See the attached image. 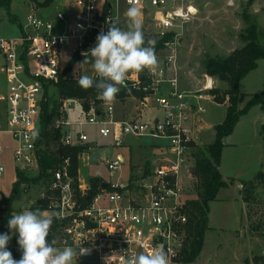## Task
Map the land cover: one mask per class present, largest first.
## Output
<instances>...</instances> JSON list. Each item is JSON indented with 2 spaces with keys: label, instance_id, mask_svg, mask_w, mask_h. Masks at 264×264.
<instances>
[{
  "label": "built area",
  "instance_id": "built-area-1",
  "mask_svg": "<svg viewBox=\"0 0 264 264\" xmlns=\"http://www.w3.org/2000/svg\"><path fill=\"white\" fill-rule=\"evenodd\" d=\"M132 6L141 9L142 21L151 20L155 31L150 36L161 39L174 32L160 50L169 51L162 64L145 72L130 73L127 80L129 91L146 94L144 103L153 98L163 118L118 121L114 119L112 104L101 100L99 104L91 100L87 110L82 108L79 115L72 117L69 111L74 104L83 103L74 99L62 102L54 127L65 147L87 145L90 138L86 128L90 126H95L98 135L111 139L116 147H122L126 136H149L167 144L149 173L125 185L104 183L106 187L84 208L79 206L77 196H84L90 184L78 174H71L70 157L48 171L47 192L42 196L47 205L39 210L61 214L52 225L55 230H50L58 247L80 245L90 250L76 264H124L126 259L150 252L156 245L164 246L170 264H184L189 223L186 191L197 182L193 173L195 138L189 126L192 101L205 97L199 93L202 90L214 100L210 90L215 87L207 79L201 90H180L176 46L178 29L195 19L199 9L193 0H65L53 18L30 14L18 36L0 38V103L5 116V126L0 124V151L2 136L8 134L16 144L15 168L39 171L45 86L59 80L75 54L84 60L83 54L96 45L100 32L108 31L109 23L122 26L127 19L126 10ZM166 83L170 86L168 94L156 95ZM196 111L204 110L198 105ZM33 132L37 135L33 136ZM84 154L85 151L78 154V161ZM123 162L122 155L106 161L110 174L119 170ZM3 172L0 165V174Z\"/></svg>",
  "mask_w": 264,
  "mask_h": 264
},
{
  "label": "rangeland",
  "instance_id": "rangeland-1",
  "mask_svg": "<svg viewBox=\"0 0 264 264\" xmlns=\"http://www.w3.org/2000/svg\"><path fill=\"white\" fill-rule=\"evenodd\" d=\"M44 1L11 0L10 13L4 7H0V38L18 36L21 32L18 23L22 26L26 17L30 14L43 18H53L56 11L64 6L65 0H54L49 5L42 6ZM193 1L199 9V13L195 19L186 23L183 29H178L179 36L177 37L178 44L176 46L178 62L186 69L197 67L201 69V61L206 56L225 57L233 50L241 48L244 43L239 35L246 28L243 18L244 13L255 20L259 29L264 33V0ZM231 2L233 5L230 4ZM11 16L14 17L15 21L11 20ZM127 23L128 20L125 19L121 28L126 29ZM142 30L147 41L150 33L155 31L149 18L142 21ZM262 37V42H264V35ZM168 53L169 51H160L157 56L163 57ZM68 57L69 55H66L65 58ZM202 70H199V72L202 73ZM85 74L95 77L96 74L92 69V64L77 63L71 72L65 73L64 76L79 79ZM221 83H215L217 89L226 90L220 88V86L225 87L227 84ZM239 89L241 93L238 101L239 108L244 107L250 95L264 93V60L259 61L258 69L251 71L245 77ZM55 92L56 89L50 87V95ZM214 101L216 102V100ZM224 103L228 104L227 98ZM110 104L113 106V102ZM72 110L77 111V108L74 107ZM249 112L241 120L239 127L233 134V141L238 144V147L227 150L228 155L234 154L235 156V165L231 163V166H234V172L235 170L239 172L238 177L241 181L254 180L258 172L264 173V152L260 148L257 149L262 138H260L261 126L259 127V124L264 122V107L261 105L255 106ZM156 114L158 118H161L160 111ZM225 114L226 107L224 105L209 104L207 106L208 120H211L210 122L213 124L221 122L220 120L224 119ZM4 123V107L0 103V124L5 126ZM95 131H97L95 126L86 128V132L92 137H94ZM212 132L213 130L203 132L199 141L207 145L211 144L214 141ZM93 144L96 147L90 153L91 159L88 164L84 163L81 167L82 178L87 181L90 177L99 175L107 182L112 181L124 185L129 176V164L123 146L116 147L111 144V139L102 137H99L97 142ZM15 147L16 144L12 138L8 134H4L0 151V165L4 167V172L0 174V234L3 229L5 212V203L1 199L2 196L8 197L11 194L12 186L16 181V168L13 160ZM199 147L204 149L206 145ZM50 149L57 152V146L55 145H52ZM117 153H122L125 162L119 170L111 175L105 160L103 162L99 160L102 157L113 159ZM159 154L160 152L157 153V155ZM22 172H25L30 179L39 175V171L36 170ZM119 175L122 177L121 180H118ZM45 177H42L37 183H23L20 185L18 200L12 205L14 214L26 209L37 210L40 208L39 201L47 192ZM230 181H227V183H230ZM241 181L230 184L232 186L229 185V188L220 190L218 197L226 198L228 204L225 205L217 200L209 203L210 226L212 229L206 232L202 250L191 264H235L237 256H240L241 260L252 257L254 264H264V257L262 256L264 250V185L260 184L258 186L254 200L245 205L241 196L243 189ZM197 189V182L188 186L186 191L187 202L192 199H199ZM244 232L245 236L243 235ZM17 239L18 233L13 234L7 245L8 250L19 248ZM79 261L77 260L76 263Z\"/></svg>",
  "mask_w": 264,
  "mask_h": 264
},
{
  "label": "trees",
  "instance_id": "trees-1",
  "mask_svg": "<svg viewBox=\"0 0 264 264\" xmlns=\"http://www.w3.org/2000/svg\"><path fill=\"white\" fill-rule=\"evenodd\" d=\"M53 1L54 0H45L42 6H47ZM10 3L11 0H0V7H4L8 13H10ZM243 18L246 23V28L239 37L244 45L241 48L233 50L228 56H206L201 61L202 68L206 75L215 77L219 81L227 84L226 90L221 91L217 88H213L210 90V93L214 96V100L221 104H223L227 98L228 104L224 120L214 126V141L204 149L192 143V146H194L193 155L195 158L193 173L197 179V193L199 199H192L187 202V211L189 212L188 244L184 252V264L193 263L202 250L205 233L208 230L209 203L216 200L217 194L222 188H228L230 184L234 183L233 179H231L230 183L224 181L219 171L221 154L224 148V139L233 133L239 119L246 115L252 107L256 105L264 106V93H256L249 96L243 108L238 107V101L241 96L239 89L241 80L251 71L257 69L258 62L264 59V42H262L264 33L259 29L257 22L251 19L247 13H244ZM11 20L15 21L14 17L11 16ZM18 25L21 30V24L18 23ZM171 38L172 34L169 33L161 39L150 36L147 40L155 41V53H158L164 48V42ZM84 60L83 57L75 54L68 62L64 74L71 72L77 63H83ZM86 64L91 63L86 62ZM64 74L57 82L49 83L45 86L38 150L39 175L30 179L26 176L25 172L16 169V181L12 186L11 194L8 197L2 196L1 200L5 203L2 233L9 232L7 221L14 215L12 205L18 200L21 184L39 182L42 177L47 176L49 170L56 168L67 157L71 159V174L76 177L79 167L77 156L80 152H83L89 147V145L75 147L62 146L59 141L61 134L59 130L54 127L56 120L61 115L60 108L64 100L79 99L83 101V103L80 104L83 110L88 109V104L91 100L96 104L101 103V101L97 99L95 88L84 90L78 85L79 79L65 77ZM50 87L56 89V92L52 95H50ZM130 94L140 99L146 95L145 93L137 91H129L126 87L121 89L116 98L124 99ZM260 135L264 143V123L260 128ZM52 145L57 146V152L50 149ZM88 181L90 188L87 193L82 197L77 196L78 204L81 208L87 207L91 203L105 183L99 176H92ZM241 184L243 187L241 191L242 199L248 204L254 200L255 191L258 186L260 184L264 185V173L258 172L254 180L241 181ZM39 202L40 208L46 207L47 201L45 199H40ZM52 229L55 230V227H52ZM48 240L49 242L53 240L51 234H49ZM9 251H11L14 259L18 260L21 258V251L19 248Z\"/></svg>",
  "mask_w": 264,
  "mask_h": 264
},
{
  "label": "clouds",
  "instance_id": "clouds-1",
  "mask_svg": "<svg viewBox=\"0 0 264 264\" xmlns=\"http://www.w3.org/2000/svg\"><path fill=\"white\" fill-rule=\"evenodd\" d=\"M125 15L127 27L121 28L115 22L108 25L107 32H100L96 45L83 55V63L90 62L95 77L82 75L78 85L88 90L95 88L97 99L112 103L122 88L127 87L130 73L151 70L158 65L155 41L145 40L142 30V11L129 7ZM37 132H33V136ZM61 214L37 210H23L8 219L9 232L0 234V264H76L89 254V249L77 246L58 247L57 241L48 237L55 219ZM18 233L17 243L21 258L14 259L7 245L12 235ZM79 249V250H77ZM124 264H170L169 255L163 245H156L150 252H140L124 261Z\"/></svg>",
  "mask_w": 264,
  "mask_h": 264
},
{
  "label": "crops",
  "instance_id": "crops-1",
  "mask_svg": "<svg viewBox=\"0 0 264 264\" xmlns=\"http://www.w3.org/2000/svg\"><path fill=\"white\" fill-rule=\"evenodd\" d=\"M157 54L158 53H156V56H157ZM165 56H163V57L157 56L158 65L162 64L163 58ZM262 60H264V59H262ZM262 60H260V61H262ZM200 67H201V69H203L201 64H200ZM258 67H259V62H258ZM201 69H199V67L186 69V67L181 66L177 60V76H178L180 90H191V91L201 90L203 88L204 83L207 81V79H211L213 81L215 88H217L215 83L216 84H219V83L222 84L221 81H219V80L217 81V79L215 77H211V76L206 75L204 72V69L202 70L203 71L202 73L199 72V70H201ZM255 70H253V71H255ZM169 74L172 75V72H170ZM244 79L241 80V82L239 84V88L241 87V84H242ZM220 88L227 89V86H225V87L220 86ZM169 89H170V86L167 83L163 84V85H161V87H160V89L156 95L166 96L168 94ZM199 93H200V95H205V97L200 99V100H193L192 101L193 102V105H192L193 106V112H192L193 114H192L191 124L189 125L190 129H191V135L193 136V138H195V144L198 147L202 146V145L207 146V144L201 143L199 141L201 139L202 133L207 131V130H213L212 134L215 137L214 126L221 123L224 120V119L220 120L221 122H217L216 124H213L212 122H210L211 120H208L209 117L207 116V106L209 104L216 105V106L224 105L227 108V105L225 103H223V104L216 103L213 100V98L210 96L208 91L202 90V91H199ZM142 99L134 96L133 94H130L128 97H126L124 99L116 98L115 101L113 102L114 111L116 108V111L113 112L114 119H116L118 121H122V120H131V119H135V118H141L143 120H152L155 118H157V119L163 118V112L157 108V105H156L155 101L153 100V98L149 99L147 101V103H144ZM198 105L203 108V110H204L203 112L196 111V107ZM256 106H259V105H256ZM261 106L264 107L263 105H261ZM74 107L77 108V111L72 110ZM74 107L69 111L70 115H72V117L77 116V115H79V113H81V109L79 108L80 105L74 104ZM254 107H252V108H254ZM251 109H250V111H251ZM158 111L161 112V118L157 117L156 112H158ZM244 117H245V115L239 119L238 123L236 124V126L234 128L233 133L224 139V148H223L222 154H221L219 171H220V174L222 176V179L226 182L231 180V179L234 180V183L241 181L240 178L238 177L239 172H236V170L234 172V170H233L234 166L233 167L231 166V163H232V165H235V163H234L235 156H234V154L228 155L229 153L227 152V150L229 148L238 147V144L235 141H233V134H234L235 130L237 129V127H239V124L241 123V120ZM263 123L264 122L259 124V127L262 126ZM95 135H96V138H95ZM99 137L100 136L98 135L97 131H95L94 137L89 135L90 141L87 144V145H89V147H88V149L84 150L85 151L84 156L78 161L79 162L78 176L82 181H85L81 175L82 164H84V163L88 164L89 160L91 159L90 153L93 152L95 150L94 147H96V146H94L93 143H96L97 139H99ZM260 138H261V136H260ZM111 144H112V140H111ZM166 144H167V142L162 140V139H157V138H153V137H149V136H143V137L126 136V137H124V143L122 146L126 150L128 164H129V176H128L125 184H127L129 182L138 181L142 175L149 173L151 166L153 164V161L156 160L157 158H159L160 154L165 151ZM258 144L259 145H258L257 149L260 148V150L262 152H264V143H263L262 138ZM158 152H160L159 155H157ZM116 155H122V153H117ZM123 158H124V162H125V157L123 156ZM104 160L106 163V161H110L112 159H107L106 157H102V158H100L99 161L103 162ZM95 176H99V175H95ZM99 177H101V176H99ZM121 179H122V177H121V175H119L118 180H121ZM88 180L85 182H88ZM104 181H105V183H107L106 180H104ZM230 186H232V185H230ZM219 194H220V191L217 194L216 200L218 202L225 204V205L228 204V200L226 198H224V197L219 198L218 197ZM212 202H214V201H212ZM244 204L246 205V203H244ZM209 215H210V211L208 214V230L212 229V227L210 226V216ZM205 235H206V233H205ZM243 235L244 236L246 235L245 232L243 233ZM204 240H205V237H204ZM252 256H253V254H252ZM251 258H246V259L241 260L240 256H237L235 258V261H236L235 264H254Z\"/></svg>",
  "mask_w": 264,
  "mask_h": 264
},
{
  "label": "water",
  "instance_id": "water-1",
  "mask_svg": "<svg viewBox=\"0 0 264 264\" xmlns=\"http://www.w3.org/2000/svg\"><path fill=\"white\" fill-rule=\"evenodd\" d=\"M103 187H106V185H105V184H103Z\"/></svg>",
  "mask_w": 264,
  "mask_h": 264
}]
</instances>
